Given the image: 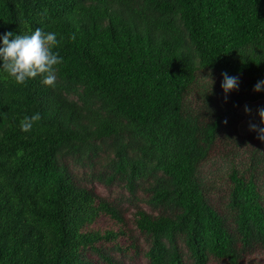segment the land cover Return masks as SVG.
I'll return each instance as SVG.
<instances>
[{"label": "trees", "instance_id": "16d2710c", "mask_svg": "<svg viewBox=\"0 0 264 264\" xmlns=\"http://www.w3.org/2000/svg\"><path fill=\"white\" fill-rule=\"evenodd\" d=\"M37 27L63 62L55 88L0 67V264H126L120 236L146 264H259L264 142L238 126L264 98V0H0V38ZM101 214L117 229H88Z\"/></svg>", "mask_w": 264, "mask_h": 264}, {"label": "clouds", "instance_id": "9594fccd", "mask_svg": "<svg viewBox=\"0 0 264 264\" xmlns=\"http://www.w3.org/2000/svg\"><path fill=\"white\" fill-rule=\"evenodd\" d=\"M41 17V23L47 16V9H44L39 13ZM13 37L12 32L4 33L0 38L2 46H0V67L8 76L14 78L17 84H25L28 80L42 77V83L45 86L55 88L56 86V65L61 64L62 57L59 53L53 51V49L60 43L57 39V35L54 32H45L42 28L37 27L29 35H15ZM70 39H75L73 34ZM222 82L221 88L225 96V102L227 101V95L231 91L238 90L239 77L230 76L228 73H221ZM211 82V86L214 81L207 77ZM264 90V80L258 81L253 88L254 92H260ZM244 111L246 114L251 112L248 106H245ZM257 114L259 116V125L255 123H249V130L257 133V139L264 142V108H258ZM41 120L40 113H35L31 116H25L20 122L21 131L27 133L33 128V125ZM224 123H227L225 120Z\"/></svg>", "mask_w": 264, "mask_h": 264}, {"label": "rangeland", "instance_id": "374dc122", "mask_svg": "<svg viewBox=\"0 0 264 264\" xmlns=\"http://www.w3.org/2000/svg\"><path fill=\"white\" fill-rule=\"evenodd\" d=\"M264 80V79H263ZM245 106H248L251 109V112L246 114L244 111ZM258 108H264V98H260L256 101H246L244 102L241 107L239 108V111L242 113L243 118L241 120V122L239 123L238 129L241 133H245L250 131L249 130V123H255L258 126L259 125V116L257 114V109ZM223 162L221 163L220 160H214L212 162H208L206 163L203 167L202 170L205 173V175L208 176H212L213 174L210 173H214V172H219L220 170H222L223 167ZM223 174V172H222ZM97 189L105 195L108 194H118L119 192H124L123 188L118 187V186H112L111 188H106L103 185L99 184V183H95ZM146 206V205H145ZM133 209L131 206L129 207V210L126 213V217L131 219L133 216ZM117 225L118 223L112 219L109 215L106 214H101L99 215L90 225H88V229H93V230H104V229H109V228H114L117 229ZM120 238H122L123 243L121 244V248L122 249H116L113 248L110 250V252L112 254H114L116 257H120L123 260H125L126 264H146V259L145 257L141 254V253H136L134 251V249L130 248L129 242L130 240L128 239V237H123L120 236ZM104 245L106 247H110L112 246V244L110 242H105ZM91 258L94 261H99L98 257L96 255H92L91 254ZM256 259V261L259 264H264V251H261L259 253H257V255L254 257ZM209 264H220V262H217L215 260H211L209 262Z\"/></svg>", "mask_w": 264, "mask_h": 264}]
</instances>
